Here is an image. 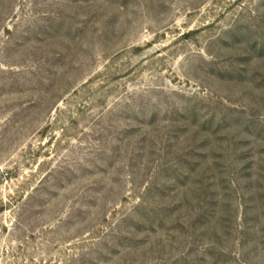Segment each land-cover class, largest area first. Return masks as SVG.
<instances>
[{"label":"rangeland","instance_id":"1","mask_svg":"<svg viewBox=\"0 0 264 264\" xmlns=\"http://www.w3.org/2000/svg\"><path fill=\"white\" fill-rule=\"evenodd\" d=\"M0 264H264V0H0Z\"/></svg>","mask_w":264,"mask_h":264}]
</instances>
